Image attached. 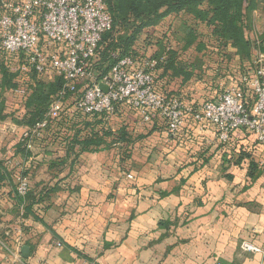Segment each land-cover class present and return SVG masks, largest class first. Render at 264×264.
<instances>
[{
    "label": "crops",
    "instance_id": "0c3cea01",
    "mask_svg": "<svg viewBox=\"0 0 264 264\" xmlns=\"http://www.w3.org/2000/svg\"><path fill=\"white\" fill-rule=\"evenodd\" d=\"M250 18L255 37L264 11ZM206 53L180 54L187 64L196 58L188 81L158 69L156 89L188 106L217 99L241 75L236 63L231 70L221 54ZM3 98V115H21L23 99L12 92ZM8 116L0 120V264H264V164L250 181L248 165L232 163L236 148L252 145L253 137L238 135L225 147L210 125L188 120L171 136L160 119L123 114L132 141L125 153L110 148L66 159L61 148L38 147L24 160L17 151L24 127ZM14 169L27 172L36 200L50 190L27 218L14 202L19 175L7 177ZM244 241L263 253L242 252Z\"/></svg>",
    "mask_w": 264,
    "mask_h": 264
},
{
    "label": "trees",
    "instance_id": "16d2710c",
    "mask_svg": "<svg viewBox=\"0 0 264 264\" xmlns=\"http://www.w3.org/2000/svg\"><path fill=\"white\" fill-rule=\"evenodd\" d=\"M106 4L112 27L103 35L91 61L97 78H101L118 60L125 57L136 62L142 59H157L158 66L153 73L154 89L161 95L174 97L156 89L155 76L156 71L162 68L164 73L171 72L175 77H182L185 81L190 80L196 67V58L187 64L179 60L180 54L183 55L189 51L204 52L203 55L205 52L219 53L225 65L237 63L243 68L240 72L241 76L251 70L248 68L246 71L245 64H251L254 50L264 55V24L262 33L255 36L253 41L246 35V32L254 33L250 17L253 11L260 8L264 11V0H107ZM173 22L178 23L177 29L172 28ZM189 22L193 23L194 28L187 30ZM162 23L165 29L156 45L152 47V55L149 57L140 55L136 49L140 37L147 39L143 45L144 48L152 42L150 37L146 36L147 33L152 34L149 30L154 32L155 28ZM201 27L204 28L205 33L199 30ZM183 29L187 30L185 37L182 41L177 40V34H180L178 30L183 32ZM158 45L160 49L156 51L155 48ZM22 59V55L13 58L11 55L0 53V120L8 116V114L3 115L4 95L21 89L25 93L22 100L24 110L21 115L14 116V112L9 116L18 127L31 128L44 119L51 98L56 96L61 88V80L59 78L48 80L34 71L26 74L20 71L12 72L11 69L17 67ZM250 94L249 91H245V100L248 103L249 96H252ZM79 96V90L74 94L66 95L58 118L39 131L38 136L33 138L30 150H26L27 140L20 139L17 151L24 160H28L34 149L38 147L61 148L66 159L71 156L75 159L80 154L93 153L102 149L113 148L123 153L127 151L123 148L129 147L132 143L131 130L119 120L123 114L140 118L142 121L141 116L134 110L121 105L115 106V111L110 118L103 115L86 116L75 108V102ZM18 97L22 99L19 95ZM154 119L160 118L153 114L151 122ZM241 134L253 137L244 129L237 130L224 146H231L236 137ZM253 139L252 145L237 147L236 156L232 158L234 165L242 163L248 165L247 177L250 181H254L262 173L258 167L263 158L262 150L256 144L254 137ZM26 173V171L25 174L19 173L18 169H14L10 174L8 173L7 177L14 181L18 175L25 177ZM16 187L17 183L13 186L14 202L17 206L23 207L25 218L31 216L33 207L50 193V190L44 189L45 194L36 200L34 192L29 188L27 195L22 199L17 195Z\"/></svg>",
    "mask_w": 264,
    "mask_h": 264
},
{
    "label": "built area",
    "instance_id": "2783aa9c",
    "mask_svg": "<svg viewBox=\"0 0 264 264\" xmlns=\"http://www.w3.org/2000/svg\"><path fill=\"white\" fill-rule=\"evenodd\" d=\"M107 0H0V53L23 59L12 72L34 71L48 80L60 79L61 88L51 98L44 119L31 128L24 127L21 139L30 150L34 137L58 118L67 94L80 91L75 108L86 116L110 118L116 105L137 112L144 123L154 114L166 125L169 135L183 133L188 120L197 128L213 127L220 144L244 129L255 138L264 157V55L257 66L243 74L236 84L226 88L215 100L199 106H188L179 97H167L154 89L157 59L139 62L129 57L118 60L101 78L95 75L92 59L103 35L112 27L107 13ZM99 85L106 87L103 93ZM252 95V104L245 100V91ZM22 99L23 90H15ZM264 163H260L263 165ZM29 182L19 177L16 193L25 198ZM244 253L261 254L262 249L242 242ZM19 259V246L13 253ZM214 264H225L216 262Z\"/></svg>",
    "mask_w": 264,
    "mask_h": 264
},
{
    "label": "rangeland",
    "instance_id": "374dc122",
    "mask_svg": "<svg viewBox=\"0 0 264 264\" xmlns=\"http://www.w3.org/2000/svg\"><path fill=\"white\" fill-rule=\"evenodd\" d=\"M179 21H183V20H179ZM186 27V26H185ZM187 30L189 29V28H191V27H193L194 28V25H193V23H191V22H189V24H187ZM263 29V27L261 26V22L260 21H257V23H256V25H255V33L257 32V36L258 35H260L261 33H262V30ZM187 30H184L183 29V32L181 31V30H178L179 31V33L180 34H177L178 36V38H177V40H179L180 39V41H182L183 40V38L185 37V34H186V31ZM199 30L202 32V31H204V28L203 27H201V28H199ZM149 32H151L152 34H148L147 33V35L146 36H148V37H150V39H151V41H153V42H151L149 45H146L144 48H143V45H145L144 43H145V40H147V39H145L144 40V37L142 36V37H140V40H138V42H137V45H136V49L139 51V54L141 55H145V57H149V56H151L152 55V50H153V46H155L156 45V41H158L159 40V37L158 36H154V33L155 32H153L151 29L149 30ZM203 33H205V31L203 32ZM161 35V34H160ZM247 35H248V38L250 39H252V41L254 40V36L252 35L251 37H250V35L247 33ZM147 38V37H146ZM254 50V49H253ZM142 52V53H141ZM259 51H257V50H254L253 51V58H252V62H251V64L249 65L248 63H246L245 65H247L246 66V71H248V68H250L251 70L250 71H248L247 73H250V74H252V72L254 71V69L256 68V66L258 65L257 64V62H258V57H259ZM1 61V60H0ZM234 63H231L230 64V66H231V70H233L234 69ZM263 64H264V62H263ZM236 67H235V70H236V72H238V71H242V69L243 68H241L237 63H236V65H235ZM239 72V73H240ZM241 74V73H240ZM238 74H236V76H237ZM237 78L239 79V75L237 76ZM237 79V80H238ZM231 85H234L233 83L231 84ZM231 85H226V88H228V87H230ZM251 95V94H250ZM12 98H15V97H12ZM11 98V99H12ZM9 99V96H6V100H8ZM17 100V99H16ZM248 100V99H247ZM12 101V100H11ZM252 101H253V98H252V96L250 97L249 96V103L250 104H252ZM13 102V101H12ZM14 103V102H13ZM16 103V102H15ZM23 130V129H22Z\"/></svg>",
    "mask_w": 264,
    "mask_h": 264
},
{
    "label": "water",
    "instance_id": "95a60500",
    "mask_svg": "<svg viewBox=\"0 0 264 264\" xmlns=\"http://www.w3.org/2000/svg\"><path fill=\"white\" fill-rule=\"evenodd\" d=\"M99 89L103 92V93H106L107 92V89H106V87H104L103 85H99ZM22 256L24 257V258H26L28 255V249L27 248H23L22 249Z\"/></svg>",
    "mask_w": 264,
    "mask_h": 264
}]
</instances>
